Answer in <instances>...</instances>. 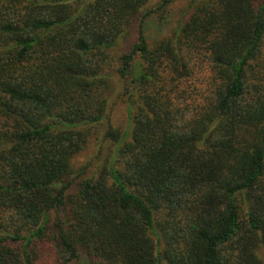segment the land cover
Wrapping results in <instances>:
<instances>
[{
    "label": "trees",
    "instance_id": "1",
    "mask_svg": "<svg viewBox=\"0 0 264 264\" xmlns=\"http://www.w3.org/2000/svg\"><path fill=\"white\" fill-rule=\"evenodd\" d=\"M174 1L0 0V264H264V0Z\"/></svg>",
    "mask_w": 264,
    "mask_h": 264
},
{
    "label": "rangeland",
    "instance_id": "2",
    "mask_svg": "<svg viewBox=\"0 0 264 264\" xmlns=\"http://www.w3.org/2000/svg\"><path fill=\"white\" fill-rule=\"evenodd\" d=\"M159 0H150L149 4L153 5ZM187 0H175L169 12L167 21L160 23L153 16L149 18L145 25V32L153 37L157 34H163L169 31L178 18L179 10L185 6ZM134 29L131 28L122 39L118 42L115 50L120 52L121 48L133 37ZM113 89L108 98L107 117L98 125L93 127L87 143L84 147L72 158V165L75 173L79 172L83 167H86L88 174H96L103 164L111 158L114 142L105 137V132L108 125L117 129L119 132L129 130L128 105L126 102L127 96L123 94L124 85L122 80L117 76L112 77Z\"/></svg>",
    "mask_w": 264,
    "mask_h": 264
}]
</instances>
